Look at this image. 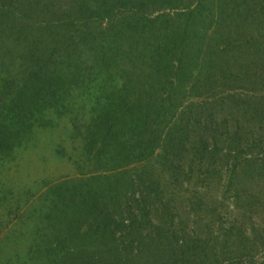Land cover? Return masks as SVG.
<instances>
[{"label": "rangeland", "instance_id": "374dc122", "mask_svg": "<svg viewBox=\"0 0 264 264\" xmlns=\"http://www.w3.org/2000/svg\"><path fill=\"white\" fill-rule=\"evenodd\" d=\"M142 1L0 0V264H264V0Z\"/></svg>", "mask_w": 264, "mask_h": 264}, {"label": "trees", "instance_id": "16d2710c", "mask_svg": "<svg viewBox=\"0 0 264 264\" xmlns=\"http://www.w3.org/2000/svg\"><path fill=\"white\" fill-rule=\"evenodd\" d=\"M18 1L21 2V0H18ZM153 3H154L153 0H143L141 2V5L143 4L145 6H151ZM4 6L5 5H2V7H3L2 10L5 9L4 12L8 13L11 16L12 12L9 10H6V8ZM85 7H86V9L83 10V13H86L88 11L90 12L92 10V9H89L90 7H88V5H85ZM33 78L36 81H38V79H39L38 72L34 74ZM44 94L45 93L41 92V90H40L37 97H34V98H36L38 100L39 98H41L39 96H42ZM42 97H46V96H42ZM19 98H20V102H18ZM21 99H23V97H22V94H20V93H16L15 98L12 97L11 100H10V97L8 96V102L10 101V105L12 107H14V106L16 107L15 109L8 108L9 112H6L7 118H10V114H11V116L14 117V119H15V123L12 124L13 127H15L16 125L21 126L26 121V120H24V121L20 120L21 119L20 116L22 117V114L17 115V114L21 113L22 109L26 110L28 107V102L25 100H21ZM139 106L140 105H137V107L131 106V108L128 109V107L124 108L123 106L120 107L118 105L117 107H115V110L113 111V115H115V117L113 119L114 122H120L121 120H126L128 118L126 116H123L124 115V114H122L123 112L125 114L127 113L126 115L131 114V118L136 119V116L133 113L136 112L135 110H137ZM114 112H116V113H114ZM1 126H2V122L0 121V152H2V154H5V153L7 154L15 146L18 145L17 140H18V138L20 139L21 136L24 134L22 132V129L25 126L21 127V131H20V127L15 129L14 133H12L11 131H8L7 127H6V129L5 128L2 129ZM104 131L105 130H103V132ZM107 134H108V131L104 134V136H106ZM147 136H148V134H147ZM143 137H144V134L141 135V138H143ZM101 149H104V147L101 146ZM91 198L93 200L94 199L96 200L99 198V196L93 195V196H91ZM100 198H102V197H100ZM91 202H92L93 207L96 206V204H94L95 203L94 201L91 200ZM95 212L97 213V210H95ZM145 213H147V212H144L143 208H141L139 210V218L137 220L134 221L133 219H127V221L132 222V224L127 225L126 228L130 229L131 227H133L134 230L137 229L138 235L140 233L147 232V229L145 228V226H141V222L138 221L139 219H143ZM86 218L91 220V223L88 226V229L84 231L83 237L92 239L93 242H99L101 240H105L106 238L110 239V237L115 236L116 230H118L119 233H121V236H123L125 234L120 229V228L125 227L124 223L122 221H116L114 215L108 211H102V214L99 213V214H96V216L94 214H91L90 218H88V216ZM73 219H74L73 223L78 221V219L76 217H73ZM117 228H119V229H117ZM162 232H163V230L158 227V230L155 233L156 238H160ZM147 233H149V232H147ZM137 234H134V236Z\"/></svg>", "mask_w": 264, "mask_h": 264}]
</instances>
